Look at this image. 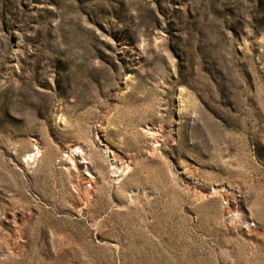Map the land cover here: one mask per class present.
Listing matches in <instances>:
<instances>
[{
    "label": "rangeland",
    "instance_id": "obj_1",
    "mask_svg": "<svg viewBox=\"0 0 264 264\" xmlns=\"http://www.w3.org/2000/svg\"><path fill=\"white\" fill-rule=\"evenodd\" d=\"M0 264H264V0H0Z\"/></svg>",
    "mask_w": 264,
    "mask_h": 264
}]
</instances>
